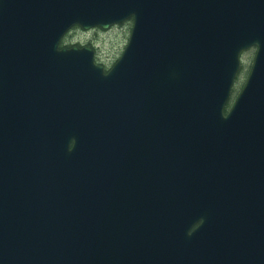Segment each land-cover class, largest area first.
Listing matches in <instances>:
<instances>
[{
  "label": "water",
  "instance_id": "1",
  "mask_svg": "<svg viewBox=\"0 0 264 264\" xmlns=\"http://www.w3.org/2000/svg\"><path fill=\"white\" fill-rule=\"evenodd\" d=\"M0 264H264V0H0Z\"/></svg>",
  "mask_w": 264,
  "mask_h": 264
},
{
  "label": "rangeland",
  "instance_id": "2",
  "mask_svg": "<svg viewBox=\"0 0 264 264\" xmlns=\"http://www.w3.org/2000/svg\"><path fill=\"white\" fill-rule=\"evenodd\" d=\"M130 26H123L114 28L110 31L104 32L101 30L92 31L90 33H84L81 30H73L66 38L67 45H91L99 53V57L102 63L109 65L111 61L118 60L120 54L127 44V38ZM255 53L251 51L246 53L242 57L243 70L240 74L238 84L234 90L237 94L241 89L250 67L253 63ZM109 61V62H106Z\"/></svg>",
  "mask_w": 264,
  "mask_h": 264
},
{
  "label": "flooded vegetation",
  "instance_id": "3",
  "mask_svg": "<svg viewBox=\"0 0 264 264\" xmlns=\"http://www.w3.org/2000/svg\"><path fill=\"white\" fill-rule=\"evenodd\" d=\"M95 57H96L97 64L101 65L105 69L106 72H108L113 67L114 63L117 61V60L111 61L109 65L102 63V60L100 59L99 53L97 52V50H95ZM106 62H109V61H106ZM198 227H200V224L196 225L193 231L196 230Z\"/></svg>",
  "mask_w": 264,
  "mask_h": 264
},
{
  "label": "trees",
  "instance_id": "4",
  "mask_svg": "<svg viewBox=\"0 0 264 264\" xmlns=\"http://www.w3.org/2000/svg\"><path fill=\"white\" fill-rule=\"evenodd\" d=\"M130 26V28H129V33H128V37H129V34H130V31H131V24H124V25H122L121 27H123V26ZM127 40H128V38H127ZM73 45H67L66 44V39L62 42V44H61V47H67V48H70V47H72ZM79 46V45H78Z\"/></svg>",
  "mask_w": 264,
  "mask_h": 264
}]
</instances>
